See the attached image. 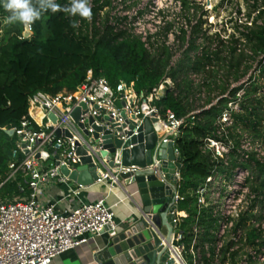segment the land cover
Masks as SVG:
<instances>
[{
    "label": "built area",
    "instance_id": "built-area-1",
    "mask_svg": "<svg viewBox=\"0 0 264 264\" xmlns=\"http://www.w3.org/2000/svg\"><path fill=\"white\" fill-rule=\"evenodd\" d=\"M94 1L91 0V6ZM111 23L117 27L116 20ZM147 39L143 36L150 49ZM178 57L174 56V62ZM251 76L256 79L250 72L246 80ZM171 84L168 78L153 92L144 95L137 93L134 83L122 80L114 86L105 76L94 77L90 72L75 91L65 90L55 95L38 91L30 97L29 112L14 129L18 141L8 176L2 179L0 173V264H51L54 258L87 243L93 235L114 236L117 233L114 207L123 200L115 205H109L107 198L93 202L80 200L74 210L59 211V201L45 204L42 199L53 183L64 184L70 189L60 201L71 196L80 198L82 189L87 186L77 182L72 186L73 180L62 169L77 170L83 164L78 150L83 148L97 166L95 184H106L109 192L120 187L131 200L133 195L120 176L131 174L134 177L140 170L149 168L159 175L158 168L163 160L157 158L146 167L125 165L116 154L108 159L102 156V151H109L106 143L114 138L123 141V151L125 143L140 134L146 117L162 122L163 128L158 131L161 143L172 142L176 158H182L177 138L187 120L179 118L172 110L163 113L156 104ZM232 111L231 107L223 113L216 123L214 136L204 140L203 152L212 155L215 165L196 195L199 205L211 208L217 221L215 264H264V169L259 166L264 163V143L242 127L233 128ZM164 127L167 132L161 135ZM134 146L131 144L128 149ZM175 170L173 179L177 180V185L176 189L172 188L171 195L179 209L180 201L184 200L179 192L182 170L177 171V167ZM19 173L28 179V193L4 198L2 188ZM255 174L259 175L261 184H252ZM178 209L175 223L181 231L174 237L169 251L176 264H190L185 253L194 252L200 228L195 227L193 247L188 249ZM251 230L257 231L256 238H251ZM225 247L228 248L227 259L223 262Z\"/></svg>",
    "mask_w": 264,
    "mask_h": 264
},
{
    "label": "trees",
    "instance_id": "trees-1",
    "mask_svg": "<svg viewBox=\"0 0 264 264\" xmlns=\"http://www.w3.org/2000/svg\"><path fill=\"white\" fill-rule=\"evenodd\" d=\"M101 0L92 5L96 17ZM227 1V0H224ZM233 0H229L231 2ZM248 11L238 18L234 15L226 22L235 31L225 35L227 29L209 34L205 28V7L197 0H180L186 18L175 42L181 44V56L174 62L172 46L155 42L161 32L150 34L148 43L143 36L129 34L126 29L107 25L104 29L93 26L88 19L72 17L63 11L45 12L34 24L35 33L26 38L24 24H10L7 38L0 45V173L5 179L9 173L12 153L18 141L14 129L20 126L28 114L30 97L38 91L57 94L75 91L84 83L90 72L94 77L105 76L116 86L122 80L134 83L140 94L148 95L170 78L164 96L156 101L163 113L174 111L179 118H186L177 138V146L183 158L182 180L179 192L184 197L180 210L190 215L182 219L181 229L188 247L196 236L194 225L200 228L199 242L194 250L201 253L202 264H214L217 243L216 219L211 208L200 209L195 192L210 176L215 165L212 155L203 152L204 140L214 136L216 123L230 103L239 101V111H232L233 128L242 127L260 135L264 84L250 74L258 62L264 76V0H245ZM38 3V0H36ZM68 5V0H57ZM7 17L10 13L0 6ZM199 12L201 17L197 19ZM125 19H128L127 17ZM79 21V27L72 22ZM172 27L169 25L167 31ZM2 23L0 21V31ZM239 33V34H238ZM194 75L200 76L199 81ZM13 131V133H12ZM264 169V163H259ZM27 177L19 173L2 188L4 198L28 193ZM24 188V192L22 191ZM251 238L258 236L250 231ZM208 246V249H206ZM228 248L222 250V261L227 259Z\"/></svg>",
    "mask_w": 264,
    "mask_h": 264
},
{
    "label": "water",
    "instance_id": "water-1",
    "mask_svg": "<svg viewBox=\"0 0 264 264\" xmlns=\"http://www.w3.org/2000/svg\"><path fill=\"white\" fill-rule=\"evenodd\" d=\"M25 37H30L28 29ZM75 115L78 119V112ZM162 128L159 119L146 117L140 126V134L125 143L123 151V141L118 138L109 139L106 143L109 151H102V156L108 159L116 154V158L122 159L125 165L146 167L157 158L163 162L158 168L159 175L149 168L140 170L134 177L131 174L120 176L126 187L136 186L135 191L128 190L133 195L131 202L135 210L120 231L114 236L109 235L105 247L96 257L99 264H176L169 248L181 230L175 223L178 205L171 190L176 189L177 185V180L173 179L175 167L181 171L183 162L181 157L176 158L172 142L161 143L158 131ZM58 134L61 135L60 130ZM131 144L135 146L128 149ZM78 152L83 156V164L73 172L66 167L62 171L70 175L74 182L91 186L98 179L97 166L83 148ZM110 165L113 166V163Z\"/></svg>",
    "mask_w": 264,
    "mask_h": 264
},
{
    "label": "rangeland",
    "instance_id": "rangeland-1",
    "mask_svg": "<svg viewBox=\"0 0 264 264\" xmlns=\"http://www.w3.org/2000/svg\"><path fill=\"white\" fill-rule=\"evenodd\" d=\"M197 1L200 5L205 7V10H207V15L204 16L203 19L207 20L205 28L209 29V34H214L223 29H227V32L224 33L225 35L234 32L235 30L230 27L233 24L226 25V22H228L233 15L237 18L241 16L240 13H238L239 10H242V15L248 11V6L245 0H233L231 2H229V0ZM103 4L106 5L102 9H99L97 16H92L91 20H89L91 25L89 32L93 31V26L95 25L100 29H104L107 25L112 24L111 21L115 22V20L117 21V27L119 29H126L129 34L149 37L150 34L161 32L160 35L155 38V42H169V45L172 46L175 54L179 56L178 58H180L182 48L181 44L174 41L175 32L181 28L186 18L183 10L181 9L180 0H101L100 5ZM201 13L202 12H199L197 19L201 17ZM113 15L115 17H113ZM111 17H113L112 20ZM126 17L128 19H125ZM0 21L2 23V30L0 31V45H2L7 38V28L14 29V27L6 22V17L3 16L1 12ZM169 25H172V27L167 31L166 28ZM31 27L32 28H30V24L24 25V36L26 29H28L30 37L35 33V29L32 24ZM149 47L151 48L150 43ZM259 69V64L256 62L251 72L254 73V76L259 83L264 84V76ZM194 78L199 81L200 76L194 75ZM137 93L139 92L137 91ZM243 94L244 91H240L238 93L239 99L236 102L232 101L230 103L233 110H240L239 101ZM261 94H264V92ZM120 104L121 103L119 102L118 105ZM262 124L264 125V119ZM261 132L262 133L258 136L249 130V134L252 137L258 138L264 143V129ZM252 184H261L259 175L255 174V180ZM71 185L73 186V183H71ZM65 188L67 191H70L68 186H65ZM127 188L131 192L136 190V186H127ZM185 257L188 259L190 264H194V260L190 253H185Z\"/></svg>",
    "mask_w": 264,
    "mask_h": 264
},
{
    "label": "crops",
    "instance_id": "crops-1",
    "mask_svg": "<svg viewBox=\"0 0 264 264\" xmlns=\"http://www.w3.org/2000/svg\"><path fill=\"white\" fill-rule=\"evenodd\" d=\"M71 183H73L74 185L75 182L73 181ZM65 186L66 185L59 183L51 184V186L44 194V197L42 199L43 202L45 204H50L52 202L59 201V204L57 205V210L71 211L80 205L81 202L80 200L85 202H93L107 198L106 200L109 205H115L117 202L123 200V202H120L118 206L114 207L116 213L115 221L118 224L117 231H120L121 228L129 220V218L133 216V212L135 210L133 203L131 202L130 199L127 198L126 193L120 187H116L113 189L112 192H109V188L106 184L96 183L91 186H87L83 188L80 198L76 196H71L63 201H60L64 196L68 195L69 193V191H67ZM195 196L197 197L196 192H195ZM197 205H199L198 197H197ZM199 207L200 209L204 208L201 207L200 205ZM178 211H179V216L182 217V219L183 217L186 218L189 217L190 215L187 211L180 210V207ZM197 225L198 224L194 225V229ZM108 238H109V234L107 233L101 236L93 235L91 236L90 240L87 243L82 244L77 248L65 252L54 258L51 264H99L96 261V257L105 247ZM192 247H193V243L190 247L187 246L188 249H191ZM190 254L194 260V264H196L195 262H198L197 264H202L201 253L199 252V250L197 251L194 250V252Z\"/></svg>",
    "mask_w": 264,
    "mask_h": 264
},
{
    "label": "clouds",
    "instance_id": "clouds-1",
    "mask_svg": "<svg viewBox=\"0 0 264 264\" xmlns=\"http://www.w3.org/2000/svg\"><path fill=\"white\" fill-rule=\"evenodd\" d=\"M0 6L10 13L6 17L8 24H34L48 11L52 13L63 11L72 17L78 15L88 20L93 16L91 0H70L65 6L60 5L57 0H38V3L36 0H0ZM72 27L78 28L79 21L74 20Z\"/></svg>",
    "mask_w": 264,
    "mask_h": 264
},
{
    "label": "bare ground",
    "instance_id": "bare-ground-1",
    "mask_svg": "<svg viewBox=\"0 0 264 264\" xmlns=\"http://www.w3.org/2000/svg\"><path fill=\"white\" fill-rule=\"evenodd\" d=\"M166 132H167V128L164 127V129H163L162 132H161V135H164Z\"/></svg>",
    "mask_w": 264,
    "mask_h": 264
}]
</instances>
